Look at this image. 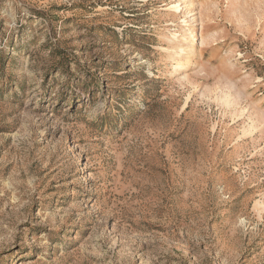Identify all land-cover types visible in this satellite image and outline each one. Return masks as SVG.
<instances>
[{"label": "rangeland", "instance_id": "374dc122", "mask_svg": "<svg viewBox=\"0 0 264 264\" xmlns=\"http://www.w3.org/2000/svg\"><path fill=\"white\" fill-rule=\"evenodd\" d=\"M0 264H264V0H0Z\"/></svg>", "mask_w": 264, "mask_h": 264}]
</instances>
